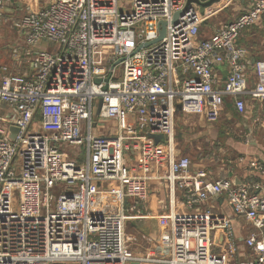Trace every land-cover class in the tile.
Returning a JSON list of instances; mask_svg holds the SVG:
<instances>
[{
    "label": "built area",
    "instance_id": "built-area-1",
    "mask_svg": "<svg viewBox=\"0 0 264 264\" xmlns=\"http://www.w3.org/2000/svg\"><path fill=\"white\" fill-rule=\"evenodd\" d=\"M28 1L29 12L12 26L30 54L41 43L52 50L33 52L31 73L4 67L0 79L9 109L0 116V264H138L127 224L147 218L141 209L153 181L178 187L192 210L224 196L237 217L264 229V195L253 192L259 186L191 173V160L178 154L175 121L180 112L216 123L226 98L240 115L246 95L264 101V60L254 64L249 88L248 52L237 45L244 29L264 19V0L202 41L205 18L189 0ZM13 3L0 0V26ZM162 22L164 39L138 50L159 39ZM102 46L115 48L108 66L99 64L101 50L94 53ZM109 121L114 132L101 133ZM157 135L166 139L157 144ZM68 148L83 149L84 161L66 158ZM109 193L116 211L105 204ZM159 219L169 223L170 253L157 263L264 264L261 233L246 239L250 256L235 261L228 217L206 209Z\"/></svg>",
    "mask_w": 264,
    "mask_h": 264
},
{
    "label": "crops",
    "instance_id": "crops-1",
    "mask_svg": "<svg viewBox=\"0 0 264 264\" xmlns=\"http://www.w3.org/2000/svg\"><path fill=\"white\" fill-rule=\"evenodd\" d=\"M252 0H220L212 8L202 14L205 23L199 31V40H208L216 31L233 22L238 16L246 13ZM31 8L28 0H14L8 9L9 22L2 25L7 28L0 30V40L6 31L16 33L15 46L16 56H6L0 43V79L3 76V68L6 67L11 73L29 74L32 71L31 61L33 52L45 49L52 50L51 45L41 43L32 49L26 45L25 39L14 29L12 22L26 15ZM215 19V21H210ZM209 25V26H208ZM0 28H2L0 26ZM239 47L248 52L246 59L247 81L249 88L255 82L253 66L256 62L264 60V19L255 26L244 29L237 41ZM217 79L219 86H223L228 74L226 65L217 67ZM244 98L246 113L240 115L234 106L233 100L225 99V110L221 119L216 123H207L203 119H197L199 126H190L192 118L185 116L187 121H176V139L179 156H186L192 162L191 173L204 172L206 179L216 181L230 179L235 188L247 185H258L254 193L264 195V101L258 100L254 95L248 94ZM9 113L8 107L0 102V116ZM180 113V112H179ZM178 114V113H177ZM181 116V115H180ZM185 119V120H186ZM180 123V124H179ZM195 123V124H196ZM101 133H112L116 123H105ZM189 126V127H187ZM192 128V129H191ZM76 149L68 148L66 158L70 159L68 152ZM76 152H80L79 150ZM74 152V153H76ZM78 159V158H75ZM253 163L256 166H252ZM110 199L105 201L111 211H116L118 206L117 197L110 194ZM210 210L215 215L228 217L232 221L234 229V247L236 250L235 261L246 260L250 256V250L246 246V239L251 235L263 234V230H257L246 219L237 217L224 196L212 197L205 204L188 209L184 204L182 192L177 187L173 190L168 182L153 181L149 189V198L141 209V214L147 218L131 222L129 229V248L139 259L138 264H160L157 260L169 258L170 229L167 221L160 220V216L168 215L171 211L177 214H186L191 211ZM128 230V228H127ZM131 230V231H130ZM222 240V237H221ZM131 245V246H130ZM133 245L135 247H133ZM221 247L215 248L217 253Z\"/></svg>",
    "mask_w": 264,
    "mask_h": 264
},
{
    "label": "rangeland",
    "instance_id": "rangeland-1",
    "mask_svg": "<svg viewBox=\"0 0 264 264\" xmlns=\"http://www.w3.org/2000/svg\"><path fill=\"white\" fill-rule=\"evenodd\" d=\"M200 12L201 13L205 12V9H200ZM210 21H215V19H211ZM1 27L2 28H0V30H3L5 28H7L5 26H1ZM1 34L3 35V37L0 40V43L3 46V48H4L5 55L6 56L10 55V56H14L15 57L16 56V50H17V48H16L17 46H15V44H16L15 37L17 36L16 33L11 30V31H6L5 33H1ZM100 50H101V54H100V57H99V64L108 66L109 65V63H108L109 57H110L111 54H113L115 52V48L111 47V46L96 47L94 49L95 55L98 54ZM97 102L99 103V101H97ZM180 119H182L184 121H187L186 117L182 113H178L177 114V121H180ZM197 119L198 118H192V121L190 122L192 125H190V126H196V125L199 126V123H196ZM187 127H189V126H187ZM78 150L80 152H76ZM74 152H76V153H74ZM68 156L71 159L78 160L79 162H83L84 161V150L83 149H76L75 151H71L70 153L68 152ZM75 158H78V159H75ZM130 224H131V222H129L127 224V228H128L127 234L129 233V235L131 233V232H129V229L131 227ZM133 247H135V246L133 245ZM131 249H132V246H131Z\"/></svg>",
    "mask_w": 264,
    "mask_h": 264
},
{
    "label": "water",
    "instance_id": "water-1",
    "mask_svg": "<svg viewBox=\"0 0 264 264\" xmlns=\"http://www.w3.org/2000/svg\"><path fill=\"white\" fill-rule=\"evenodd\" d=\"M218 2H220V0H209L208 2H204V3L201 2L200 0H189L188 3H195L196 5L199 6L200 9L207 10V9L212 8L213 5L215 3H218ZM179 15H180V13H177L175 15L173 24H176L177 23V19H178ZM160 26H161V32H160L159 39L156 40L155 42L147 43V44L141 46L138 50L143 49V48H147V47H149V46H151L153 44L159 43L161 40L164 39V37L166 35L167 22H162ZM101 104H102V102L99 103V107L101 106ZM12 132H13V138H14L15 133L18 132V129H16V128L15 129H12ZM154 139H155L156 143L159 144V143L163 142L166 139V137L165 136H162V135H157V136H154Z\"/></svg>",
    "mask_w": 264,
    "mask_h": 264
}]
</instances>
